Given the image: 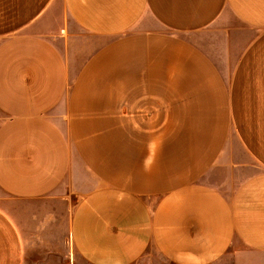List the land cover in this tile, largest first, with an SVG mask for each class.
Instances as JSON below:
<instances>
[{
  "label": "crops",
  "instance_id": "0c3cea01",
  "mask_svg": "<svg viewBox=\"0 0 264 264\" xmlns=\"http://www.w3.org/2000/svg\"><path fill=\"white\" fill-rule=\"evenodd\" d=\"M66 245L264 264V0H0V264Z\"/></svg>",
  "mask_w": 264,
  "mask_h": 264
},
{
  "label": "rangeland",
  "instance_id": "374dc122",
  "mask_svg": "<svg viewBox=\"0 0 264 264\" xmlns=\"http://www.w3.org/2000/svg\"><path fill=\"white\" fill-rule=\"evenodd\" d=\"M56 237L57 239L59 238L61 243H63V233L61 232V228L60 230H56ZM59 248V247H58ZM235 248L237 249H241L242 246L240 244H238L237 242L235 243V246H233L232 251L235 250ZM60 249V248H59ZM62 251H64V253L62 255H57V257H53L52 259L49 260V264H58L61 262H65V260H67V264H81L80 262H78L77 260H73L72 262V255H71V249H69V246L66 245V247H61ZM68 253H67V251ZM66 255H68V258L66 257ZM138 264H169L165 261H163L162 259L159 258V256H157L156 254H151L149 253L147 256H145L143 259H141Z\"/></svg>",
  "mask_w": 264,
  "mask_h": 264
}]
</instances>
